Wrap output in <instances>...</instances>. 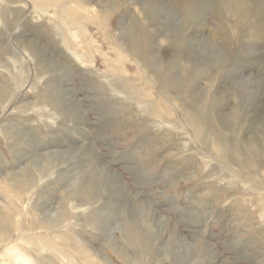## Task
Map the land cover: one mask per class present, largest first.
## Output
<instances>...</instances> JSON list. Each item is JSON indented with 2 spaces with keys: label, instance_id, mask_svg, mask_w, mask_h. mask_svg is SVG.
Returning a JSON list of instances; mask_svg holds the SVG:
<instances>
[{
  "label": "rangeland",
  "instance_id": "rangeland-1",
  "mask_svg": "<svg viewBox=\"0 0 264 264\" xmlns=\"http://www.w3.org/2000/svg\"><path fill=\"white\" fill-rule=\"evenodd\" d=\"M174 1L62 0L42 15L32 0H0V86L8 88L0 90V112L7 108L0 113V264H15L9 247L44 264H264V41H257L260 65L233 60L236 42L208 44L220 22L213 0L203 26L181 30L189 56L164 80L173 49L151 35L163 30L156 7ZM77 2L87 33L73 44L92 53L84 64L64 40L77 32L61 9ZM224 14L234 37L235 22ZM147 31L159 71L144 52ZM134 42L139 48L128 49ZM15 61L27 65L19 92L9 80ZM189 107L206 113L202 127L185 120ZM87 159H95V176ZM89 178L96 186L86 197ZM53 218L67 226L39 235L29 228ZM17 232L26 236L17 240Z\"/></svg>",
  "mask_w": 264,
  "mask_h": 264
},
{
  "label": "bare ground",
  "instance_id": "bare-ground-1",
  "mask_svg": "<svg viewBox=\"0 0 264 264\" xmlns=\"http://www.w3.org/2000/svg\"><path fill=\"white\" fill-rule=\"evenodd\" d=\"M7 0H5L6 2ZM34 3L36 2V6L37 8H40V10H42V12L44 14L42 15H47V11H46V8L49 6V5H56L57 3H59L60 1L62 0H32ZM80 1V0H79ZM145 1V0H143ZM211 1L213 2V0H175L173 3L171 2V4H167V3H160L156 8V13L158 12V15L162 16L163 18V21H162V26H163V30L162 28H157V30L152 33V38H158L159 40L161 41H167L169 46L173 49V54H174V60H172V62L167 66V68H165V76L163 77L164 80H166L167 78H170L171 74L175 71V69L178 67V62L181 58V56L183 54H185L186 59L188 58L189 56V52H190V46L188 45V43H186V41L184 42V40L180 39V32L181 30H183L185 27L187 28H191L192 26L194 25H200V26H203L202 25V21L204 19V16L206 15V12L208 10V7L211 3ZM221 1V2H220ZM262 2L263 0H219V1H216L215 4H214V9H215V19L216 20H219L220 22H218L216 24V28L214 30H211V31H207L208 34L206 36V41L208 44H213L214 42H217V41H221L222 44H224L225 47H228L230 48V46L232 44H234L235 42L238 44L239 48L240 49H237V51L233 54L232 56V59L235 60V61H241L243 63H247V64H252V65H260V59L259 57L256 56V51L258 49V43L257 41H264V17L263 15L261 14V7H262ZM33 3V4H34ZM65 3V2H64ZM147 3V2H146ZM70 4V3H69ZM69 4L68 6H63V5H60L59 8L61 6H63V8L61 10H63V15H64V18L69 21L70 23V26H74V30L77 32L74 34H71V36L69 37H66L64 40L66 41L65 42V45H66V51H69L74 57L75 59L84 64V54L90 56V59L92 58V53L90 51H88L87 53H81L79 50L76 49V46L73 44V39H79L78 37L80 36H83V34L87 33L86 29L83 28L82 26V23H83V20H85L87 18V16L82 13V9L85 8L84 5H81L80 2H77V4H79V6H76V4L74 5H71V8L69 7ZM85 4V3H84ZM144 4V3H143ZM149 4V3H148ZM142 6V5H141ZM58 8V9H59ZM111 8V7H110ZM90 9V8H89ZM112 10V8H111ZM211 10V9H210ZM84 11V10H83ZM146 11V10H145ZM224 12H227V14L233 19V21L235 22V36L232 37L231 36V29L227 27L226 25V22H225V17H224ZM10 13V11H9ZM131 13V12H130ZM149 13V12H148ZM151 14V13H150ZM149 14V15H150ZM209 14V13H208ZM100 14H98V12L94 13V19L96 21H100L101 19L99 18ZM157 16V15H156ZM176 16L178 17V20H179V23L177 24L176 21H175V24H174V21L172 22V19L176 18ZM63 18V19H64ZM19 17L16 16V19H15V23L20 27L21 25L18 24L19 23ZM93 19V18H91ZM102 19H104L102 17ZM22 19H20L21 21ZM147 23L151 22L150 21V18H147ZM5 21V19H4ZM101 22V21H100ZM99 22V23H100ZM103 22V21H102ZM98 23V22H97ZM193 24V25H192ZM3 25V23H2ZM96 26V25H95ZM100 26V24H99ZM151 26V25H150ZM199 26V27H200ZM54 28H57V27H54ZM60 28V26H59ZM106 28V27H105ZM7 29V28H6ZM130 29V27H129ZM68 30V29H67ZM119 31V30H118ZM168 31L170 32V34H168ZM205 32L206 33V29L204 27L200 28V30H197L195 31V33L193 34V38H192V41L194 43L196 38H198V35H201V33ZM71 33V31H69ZM68 32V33H69ZM148 32V31H147ZM146 32V33H147ZM215 32L218 34L216 35ZM69 33V35H70ZM82 35H80V34ZM145 34V39H146V42L148 43V48L146 47V50H144V52L147 54V56H149L148 60L149 62H151V64L153 65V68H160V65L156 64V59L158 60L157 56H151V54L149 53L150 52V47L152 46L151 45V41H150V34L149 32ZM15 34V33H14ZM14 34H11V37L10 38H13V35ZM80 35V36H79ZM133 36V34L131 35ZM135 37V36H133ZM15 39H17L18 37L14 36ZM24 38V37H23ZM80 38H83V37H80ZM151 38V39H152ZM246 38H250L253 40V44L252 45H246L243 43L244 39ZM134 39V38H132ZM131 39V40H132ZM18 40V39H17ZM26 40V38H25ZM23 39V41H25ZM62 40V41H64ZM136 37H135V41H136ZM11 41V40H10ZM14 43V42H13ZM64 43V42H63ZM77 43V42H76ZM79 43V42H78ZM80 43H83V41H81ZM146 43V44H147ZM204 43V42H202ZM129 44V43H128ZM131 44V45H130ZM129 46H128V49H136L139 48L138 47V44L136 42L134 43H130ZM156 44V43H155ZM23 45V44H22ZM26 45H28L26 43ZM31 44H29V46H26L24 47L27 55L29 57H31L32 59L34 58L35 56V51L32 50V48L30 47ZM198 45V44H197ZM33 46V45H32ZM78 46V45H77ZM39 47V46H38ZM196 47V46H195ZM4 48V47H3ZM23 48V47H22ZM40 48V47H39ZM90 48V47H89ZM194 48V47H193ZM23 49V50H24ZM34 49V48H33ZM211 49V48H210ZM41 50V49H40ZM240 50V51H239ZM39 51V50H38ZM208 51V50H207ZM37 53V52H36ZM209 53V52H208ZM40 54V53H39ZM149 54V55H148ZM205 55V54H204ZM105 56V55H104ZM44 57V56H43ZM37 58V57H36ZM35 58V60H36ZM215 58V57H214ZM31 59V60H32ZM199 59V58H198ZM22 60V59H21ZM47 60V59H46ZM88 60V59H87ZM138 60V59H137ZM203 60V59H202ZM26 61V60H25ZM90 61V60H89ZM88 61V62H89ZM18 62V61H17ZM16 61L14 62V70L12 71H9V75H10V78L9 80L13 83L14 85V91H21V89L24 87L25 85V76H26V71L25 70V67L23 65V63L21 62L20 65L17 63ZM24 62V60H23ZM27 62V61H26ZM40 62H42V60H40ZM188 62V61H187ZM202 62V61H201ZM29 63V61L27 62ZM45 63V62H44ZM205 63V62H204ZM26 64V63H25ZM31 64V63H30ZM89 64L91 66L94 65V63L92 61L89 62ZM19 65V66H18ZM29 65V64H28ZM33 65L35 66V63H33ZM37 65V64H36ZM44 65V64H43ZM136 65L139 66L138 62H136ZM149 65V64H148ZM31 66V65H30ZM47 66V65H46ZM187 68L190 67L189 66V63L188 65H186ZM33 67V66H32ZM38 67V66H37ZM94 67V66H93ZM96 67V66H95ZM35 69V67H33ZM42 68V67H41ZM92 68V67H91ZM140 68H143V67H140ZM48 69V68H47ZM51 69V68H50ZM138 69V68H137ZM189 69V68H188ZM144 70V69H143ZM142 70V71H143ZM159 71V69H158ZM44 73V72H43ZM1 74V73H0ZM105 74V73H104ZM43 74H41L42 76ZM152 75V74H151ZM34 76V74H33ZM162 78V80H163ZM176 79V78H175ZM110 80V79H109ZM174 81V80H173ZM108 82V81H107ZM175 82V81H174ZM234 82V81H233ZM49 83V82H47ZM161 89H168V85H166V83L161 82ZM6 84V83H5ZM113 84V83H112ZM213 84V83H212ZM114 85V84H113ZM110 86V85H109ZM8 87V86H7ZM13 87V86H12ZM114 87V86H113ZM37 88V87H36ZM8 89V88H7ZM4 85L0 86V90L2 91H6L7 90ZM38 89V88H37ZM46 91V88H44ZM28 90V89H27ZM42 90V89H41ZM74 90V89H73ZM117 90V89H116ZM169 90V89H168ZM53 91V90H52ZM115 91V89L113 90ZM166 92V91H165ZM6 94V93H5ZM14 94V93H13ZM16 94V93H15ZM168 94V93H165V95ZM4 96V95H3ZM2 96V97H3ZM206 96V95H205ZM47 97V96H46ZM22 98V97H21ZM69 98V97H68ZM48 99V98H47ZM2 100V99H1ZM132 100V99H131ZM178 101V100H177ZM176 101V102H177ZM80 104V103H79ZM206 104V103H205ZM68 105V104H67ZM202 105V104H201ZM81 107V106H80ZM203 107V106H202ZM201 108V107H200ZM205 108V107H204ZM6 107L4 106L2 111L0 112L1 115L5 114V111H6ZM79 109V108H78ZM1 110V109H0ZM69 112V111H68ZM67 112V113H68ZM80 112V110H79ZM74 114V113H72ZM70 115V114H69ZM76 116V115H75ZM2 117V116H1ZM184 118L186 121H188L189 124H191V127L192 125L196 128H198L199 126H201L203 123L206 122L207 118H206V113L203 112V110L201 109H194V108H187V112L186 114L184 115ZM76 119V118H74ZM259 120V119H258ZM70 121V120H69ZM72 121V120H71ZM187 123V124H188ZM228 123V122H227ZM4 126V124H3ZM190 127V125H189ZM202 127V126H201ZM208 128V126H207ZM15 130V129H14ZM194 130V129H193ZM203 130V129H202ZM3 131V130H2ZM81 131V130H80ZM199 131V130H198ZM211 131V130H210ZM209 132V131H208ZM213 132V131H212ZM67 133V132H66ZM249 133V132H248ZM72 134V133H71ZM87 134V133H86ZM194 135H196V133H194ZM216 135V134H215ZM8 136V135H7ZM202 136V134L200 135ZM209 136V135H208ZM195 137H198V136H195ZM205 139H206V136H204ZM217 138V135L215 136ZM215 139V138H214ZM198 140V139H197ZM16 141V140H15ZM200 141V140H199ZM73 142V141H72ZM19 144V143H18ZM82 144V143H81ZM85 144V143H83ZM216 144V143H215ZM18 146V145H17ZM214 146V145H213ZM217 146V145H216ZM215 147V146H214ZM79 150L78 152L80 153V151H83L82 150V146H80L78 144V147H77ZM219 148V147H218ZM220 149V148H219ZM28 151V150H27ZM64 151V150H63ZM220 151V150H219ZM85 154V152H82ZM89 153V152H87ZM87 153L85 155H87ZM51 155V154H50ZM89 155V154H88ZM55 156V155H53ZM58 156V155H57ZM82 156V155H79V157ZM91 157V156H90ZM53 159V158H51ZM71 159V157L69 158ZM76 159V157L74 158ZM73 159V160H74ZM82 160V159H81ZM84 160V159H83ZM88 161L85 163V165L87 166L86 168V171H90L89 174L92 173V175H94V171L92 170V166H94L95 164V159H87ZM46 161V160H44ZM43 161V163H45ZM47 163V162H46ZM49 166H50V163H48ZM54 164V163H53ZM58 164V163H57ZM79 164V163H78ZM81 164V163H80ZM84 164V163H82ZM98 164V163H96ZM36 165V164H35ZM94 168V167H93ZM95 168H100L99 166L95 167ZM72 171V170H71ZM92 171V172H91ZM82 172V171H81ZM83 172L84 169H83ZM82 172V174H83ZM103 172V171H102ZM101 172V174H103ZM86 173V172H85ZM75 175V174H74ZM80 175V174H79ZM65 176V175H64ZM78 176V175H77ZM87 176V175H86ZM85 176V177H86ZM90 178L91 175H89ZM95 176V175H94ZM93 176V177H94ZM99 176V175H98ZM111 176V175H110ZM70 177V176H69ZM81 177V176H80ZM102 177V176H101ZM3 178V177H2ZM88 179L85 183H83L84 186H88V190H81L82 193L85 195L86 193H90V191L92 190V188H94L96 185L93 184L92 182V179ZM99 178V177H98ZM96 178V179H98ZM116 179V178H115ZM115 179L112 181L113 183L112 186L115 188L113 190L115 191H118V189H116V181ZM81 180V179H80ZM83 180V179H82ZM5 181V179H4ZM118 181V180H117ZM4 184V183H2ZM9 184V183H8ZM1 186H4V185H1ZM80 186V185H79ZM6 187V186H5ZM121 187V186H119ZM22 188V187H20ZM83 188V187H81ZM86 188V187H85ZM101 188V187H100ZM99 189V188H98ZM67 190V189H66ZM71 191V190H70ZM124 193V191H123ZM82 194V196H83ZM117 194V193H116ZM90 195V194H89ZM87 197V195H85ZM113 196V195H112ZM111 196V197H112ZM70 197V196H69ZM84 197V196H83ZM109 197V196H108ZM80 198V197H79ZM115 198V197H114ZM129 198V197H128ZM126 200V199H125ZM83 201V200H82ZM97 203V202H96ZM112 203V202H111ZM75 204V203H74ZM42 205V204H41ZM78 205V204H76ZM80 205V204H79ZM96 205V204H95ZM126 205V204H125ZM36 207V206H35ZM40 207V206H38ZM109 207V206H107ZM111 207V206H110ZM71 208L74 209L75 208V205H71ZM55 209V208H54ZM115 209V208H114ZM122 209V208H121ZM117 210V209H116ZM120 210V208H119ZM130 210V209H129ZM140 210V209H138ZM150 211V210H149ZM38 212V211H37ZM124 216V215H123ZM77 217V216H76ZM75 217V218H76ZM108 217V216H107ZM148 217V216H147ZM154 217V216H153ZM80 219V218H79ZM106 219V218H105ZM76 220V219H74ZM78 220V219H77ZM57 221V222H56ZM54 221V218H53V222L52 221H37L36 223L34 222L33 226L29 228H31L30 230H33L35 231L34 234H37L39 235V233H42L41 231H51V230H57L61 227H66L67 224H63L64 222H61V221H58L56 220ZM153 221V220H151ZM6 223V222H5ZM91 223V222H90ZM155 223V222H154ZM142 224V223H141ZM134 225V224H133ZM151 225V224H150ZM157 225V224H156ZM143 226V225H142ZM135 228V227H134ZM149 228V227H148ZM160 228V227H159ZM13 229V228H12ZM146 229V228H145ZM151 229V228H150ZM155 229V228H154ZM104 230V229H103ZM40 231V232H39ZM162 231V230H161ZM173 231V230H172ZM6 232V231H5ZM20 232V231H19ZM17 232V234L19 233ZM145 232V231H144ZM146 232L148 233V231L146 230ZM153 233V232H152ZM2 234V233H1ZM151 234V232H150ZM163 234V233H162ZM161 234V235H162ZM3 235V234H2ZM152 235V234H151ZM150 235V236H151ZM26 236V233H23L21 232L20 234H18L17 236V240H21L22 238H24ZM145 236V234H144ZM143 236V237H144ZM147 236V235H146ZM145 236V238H146ZM148 237V236H147ZM4 238V236L2 237ZM150 241L149 238H146L144 241L147 242ZM177 241V240H176ZM6 242V241H5ZM3 242V243H5ZM40 242L43 246H48V247H51V245L49 244L48 241H46L44 238L40 237ZM1 244V243H0ZM145 244V243H144ZM54 246V245H53ZM148 247V246H147ZM78 248H79V253L82 255V256H85L86 253H87V246L85 244H83V242L81 243H78ZM176 250V249H175ZM9 252H10V255H13L12 253H14V262L15 264H44L43 261H32L27 255L25 254H20L19 252H17L16 250L13 249V247H9ZM8 252V253H9ZM9 255V254H8ZM86 259V257H84ZM89 258V256L87 257V259ZM13 259V257H12ZM92 260V259H90ZM104 264H111V263H108V261H105L106 259H102ZM107 262V263H106ZM5 263V262H4ZM8 263V262H7ZM5 263V264H7ZM10 263V262H9ZM12 264V263H11ZM72 264H75L74 262H72Z\"/></svg>",
  "mask_w": 264,
  "mask_h": 264
}]
</instances>
